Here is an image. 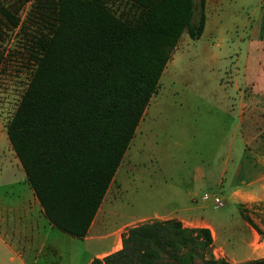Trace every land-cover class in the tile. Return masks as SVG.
Instances as JSON below:
<instances>
[{
	"label": "rangeland",
	"instance_id": "1",
	"mask_svg": "<svg viewBox=\"0 0 264 264\" xmlns=\"http://www.w3.org/2000/svg\"><path fill=\"white\" fill-rule=\"evenodd\" d=\"M15 2L0 0L6 7ZM104 2L115 16L136 12L124 0ZM29 6L18 11L20 25ZM204 14L201 36L184 32L166 63L99 213L105 222L100 233L180 218L187 228H213L215 259L246 264L264 258V99L257 93H264V0H206ZM35 21L32 16L30 23ZM4 24L0 21V220L19 226L13 243L26 250L28 264H88L110 240L91 234L94 239L84 241L49 229L30 205L33 193L6 127L32 66L25 36ZM236 70L243 101L233 86ZM32 224L41 228L40 240ZM3 255L0 249V264Z\"/></svg>",
	"mask_w": 264,
	"mask_h": 264
},
{
	"label": "trees",
	"instance_id": "2",
	"mask_svg": "<svg viewBox=\"0 0 264 264\" xmlns=\"http://www.w3.org/2000/svg\"><path fill=\"white\" fill-rule=\"evenodd\" d=\"M124 1L135 8L132 17L115 16L104 0L0 3V21L25 36L32 66L6 136L47 222L79 240L178 39L184 32L199 37L205 26L206 0ZM27 4L20 25L17 14ZM213 242L205 227L187 228L175 219L146 222L126 229L120 250L90 264H232L213 257ZM246 264H264V258Z\"/></svg>",
	"mask_w": 264,
	"mask_h": 264
},
{
	"label": "crops",
	"instance_id": "3",
	"mask_svg": "<svg viewBox=\"0 0 264 264\" xmlns=\"http://www.w3.org/2000/svg\"><path fill=\"white\" fill-rule=\"evenodd\" d=\"M235 76V80H234V88L237 89L238 91V99L239 101H243L246 100L245 95L242 93V90L240 88L241 83L239 82V72L236 70L234 73ZM244 85H245V81H244ZM264 91V89H263ZM258 95L261 96L262 99H264V93L261 91H257ZM137 130V128H136ZM26 179V178H25ZM115 178H113L112 183L110 184L104 199L88 229V232L85 236V238L83 239L84 241H88L89 239H94L92 238V236H90L91 234L95 235V238L100 239V240H110L109 245L106 247V249L104 250H97L96 252H94V254L92 255L91 259L89 260V263L91 262V260H93L94 258H103L107 255H109L111 252L114 251L115 247L118 246V244H121V240H122V236L123 234L126 232V229L123 228L124 225L120 226V227H116L115 229L106 232V233H100V229L102 228L103 224H105L104 222V217L103 215L99 217V213L103 214L104 210H103V205L105 203V200L107 198V195L111 189V185L114 184ZM33 193V191H32ZM32 198H31V202L30 205L34 206L37 210V212L39 213V215H41L44 218L43 215V211L42 208L38 202V200L36 199V197L34 196V193L32 194ZM28 211V209H27ZM171 218V217H170ZM172 219V218H171ZM96 220V221H95ZM177 220L181 221L180 218H177ZM94 224H99V226L94 227ZM33 225V224H32ZM49 225V229L54 228L52 225ZM36 232L34 235V238L36 240H40V234L41 232V228L38 227V225H33ZM132 227V226H131ZM205 228H208L211 231L213 240L215 243V231L213 230V228L208 225L205 224L204 226ZM19 226L17 224H3V222L0 220V249L4 251V255L2 257L3 264H28L26 259H25V249H17L14 246L13 241L19 238L20 233L18 231H15L16 229H18ZM24 229L26 228L25 226L23 227ZM44 232V231H43ZM97 236V237H96ZM122 246V245H121ZM118 250V249H117Z\"/></svg>",
	"mask_w": 264,
	"mask_h": 264
},
{
	"label": "built area",
	"instance_id": "4",
	"mask_svg": "<svg viewBox=\"0 0 264 264\" xmlns=\"http://www.w3.org/2000/svg\"><path fill=\"white\" fill-rule=\"evenodd\" d=\"M208 199H209V197H208L207 195H204V196H203V200H204V201H206V200H208ZM213 204L216 205V206H220V207H221V206H222L221 199L218 198V197H214V198H213Z\"/></svg>",
	"mask_w": 264,
	"mask_h": 264
},
{
	"label": "bare ground",
	"instance_id": "5",
	"mask_svg": "<svg viewBox=\"0 0 264 264\" xmlns=\"http://www.w3.org/2000/svg\"><path fill=\"white\" fill-rule=\"evenodd\" d=\"M121 247V244L119 243L116 249H119Z\"/></svg>",
	"mask_w": 264,
	"mask_h": 264
}]
</instances>
